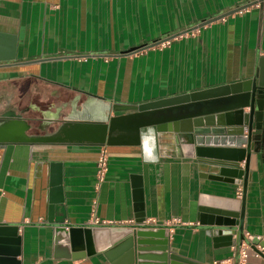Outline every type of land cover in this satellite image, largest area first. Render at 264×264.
<instances>
[{"label": "crops", "instance_id": "obj_1", "mask_svg": "<svg viewBox=\"0 0 264 264\" xmlns=\"http://www.w3.org/2000/svg\"><path fill=\"white\" fill-rule=\"evenodd\" d=\"M6 36L14 58L0 60V224L16 226L19 264L120 263L118 249L66 251L41 213L29 221L35 164L45 161L61 162L57 225L131 234L160 228L148 243L167 237L171 250L193 264H238L241 250L245 264H264L256 243L264 240V156L249 148V127L193 128L195 144L245 148L234 183L211 178L214 167L197 160L193 144L160 154L152 125L226 108L251 114L253 90L176 110H136L166 96L254 83L264 63V0H0V55L11 46ZM139 114L153 120L128 129L100 122ZM82 123L102 124L103 135L116 130L120 139L64 134Z\"/></svg>", "mask_w": 264, "mask_h": 264}, {"label": "water", "instance_id": "obj_2", "mask_svg": "<svg viewBox=\"0 0 264 264\" xmlns=\"http://www.w3.org/2000/svg\"><path fill=\"white\" fill-rule=\"evenodd\" d=\"M234 11V10H233ZM218 16V17H222ZM202 22L200 25L204 24ZM199 25V26H200ZM8 52L0 55V60L14 58L13 38ZM264 70L263 61L258 62L253 83L252 78L241 81L203 88L191 92H184L166 96L155 100L141 102L136 105L138 113L154 112L164 109H179L200 103L208 104L215 99L233 96L238 93H250L253 90V106L251 114L242 108H226L224 110L206 112L203 114L186 115L179 118H166L153 121L152 125L157 137V146L160 154L175 155V144H193V152L198 161L212 166L209 176L217 180H228L237 183L242 172L238 163L243 159L245 148L240 146H209L195 144L193 128L200 126H239L249 127V148L264 156V84L262 81ZM193 106V107H194ZM105 126L109 123L107 118L100 121ZM34 191L31 203V216L29 221L35 222L36 213H41L46 224L53 225L54 240L61 241L66 251L72 253L83 251L89 254L100 250L109 255L113 250L121 252L118 264H193L185 258L178 256L168 245L167 237H161L156 243H148L147 238L160 235V228L135 230L131 234L124 227H66L55 224L54 207L63 201L61 190V162H37L34 170ZM132 195L135 209L141 208V184L139 176H132ZM139 215V214H138ZM97 234L100 236L96 238ZM161 236V235H160ZM120 240V241H119ZM118 241V242H116ZM19 238L16 235L15 225L0 224V261L5 264H19L15 257L19 254ZM118 243V244H117ZM259 247L264 250V240H256ZM116 244V245H115ZM68 253L65 252V255Z\"/></svg>", "mask_w": 264, "mask_h": 264}, {"label": "bare ground", "instance_id": "obj_3", "mask_svg": "<svg viewBox=\"0 0 264 264\" xmlns=\"http://www.w3.org/2000/svg\"><path fill=\"white\" fill-rule=\"evenodd\" d=\"M164 116H168L165 114ZM158 119L157 116L154 117ZM151 119L149 116H145L143 114H139L137 117H129V116H120L116 118H112L109 122V128H117V129H128L131 127H135L139 124H144L149 122ZM104 130V126L102 124H77L75 128L70 129L69 131H65L64 134L69 138H77V139H91V140H102V138H106L109 141H116L120 138H116V136H107L103 135L102 131ZM104 136V137H103Z\"/></svg>", "mask_w": 264, "mask_h": 264}, {"label": "built area", "instance_id": "obj_4", "mask_svg": "<svg viewBox=\"0 0 264 264\" xmlns=\"http://www.w3.org/2000/svg\"><path fill=\"white\" fill-rule=\"evenodd\" d=\"M105 153L103 150H101L96 158V176H97V179L98 180H101V176L103 174V171L105 169ZM91 222L95 223V224H98L99 223V220L96 218V217H93L91 219ZM101 223H108V221H101ZM246 248V247H245ZM241 260L238 262V264H245V255H246V252L245 250H241ZM255 255H257L258 253L254 252Z\"/></svg>", "mask_w": 264, "mask_h": 264}, {"label": "rangeland", "instance_id": "obj_5", "mask_svg": "<svg viewBox=\"0 0 264 264\" xmlns=\"http://www.w3.org/2000/svg\"><path fill=\"white\" fill-rule=\"evenodd\" d=\"M119 133H121V132H118V131H111V133H109L111 136H116V135H119Z\"/></svg>", "mask_w": 264, "mask_h": 264}]
</instances>
